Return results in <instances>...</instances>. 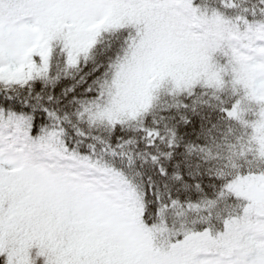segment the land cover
Segmentation results:
<instances>
[{
	"label": "snow or ice",
	"instance_id": "snow-or-ice-1",
	"mask_svg": "<svg viewBox=\"0 0 264 264\" xmlns=\"http://www.w3.org/2000/svg\"><path fill=\"white\" fill-rule=\"evenodd\" d=\"M0 264H264V0H0Z\"/></svg>",
	"mask_w": 264,
	"mask_h": 264
}]
</instances>
